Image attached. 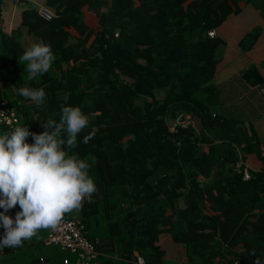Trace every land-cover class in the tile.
Listing matches in <instances>:
<instances>
[{
	"label": "trees",
	"instance_id": "16d2710c",
	"mask_svg": "<svg viewBox=\"0 0 264 264\" xmlns=\"http://www.w3.org/2000/svg\"><path fill=\"white\" fill-rule=\"evenodd\" d=\"M44 1L56 17L46 20L29 8L22 26L51 46L52 67L29 80L27 62L19 63L26 50L21 31H0V103L8 101L18 126L38 134L49 118L59 121L62 104L89 117L70 154L90 163L97 191L62 220L83 224L101 264H141L140 258L162 264L167 239L186 249L184 264H264V141L243 120L244 104L236 105L238 116L229 115L216 84L219 50L227 45L218 30L256 0ZM85 8L97 28L85 22ZM260 36L259 29L247 32L239 46L252 50ZM242 79L264 85L255 66ZM23 86L44 88L43 105L20 96ZM187 115L195 126L172 131ZM248 154L263 169H250L246 181L235 166ZM19 211L8 215L15 219ZM48 233L41 229L22 247L4 248L0 264L76 261L47 245Z\"/></svg>",
	"mask_w": 264,
	"mask_h": 264
},
{
	"label": "clouds",
	"instance_id": "9594fccd",
	"mask_svg": "<svg viewBox=\"0 0 264 264\" xmlns=\"http://www.w3.org/2000/svg\"><path fill=\"white\" fill-rule=\"evenodd\" d=\"M55 60L49 44L32 42L19 63H26L28 79L48 73ZM18 94L37 106L44 103V88L20 87ZM68 97L65 96V102ZM89 117L78 106L61 105L59 121L49 118L44 131L35 133L26 125L0 133V225L4 234L0 249L18 248L41 229H55L66 213L79 209L97 191L89 174L90 163L70 154ZM94 132L83 137L87 144ZM29 137L32 143H29ZM19 205L15 219L8 215Z\"/></svg>",
	"mask_w": 264,
	"mask_h": 264
},
{
	"label": "crops",
	"instance_id": "0c3cea01",
	"mask_svg": "<svg viewBox=\"0 0 264 264\" xmlns=\"http://www.w3.org/2000/svg\"><path fill=\"white\" fill-rule=\"evenodd\" d=\"M4 4H5L4 9L0 16V31L7 35H11L14 32L21 31V34H22L21 44L24 49H26L27 46L30 45V43L37 42L38 40L34 36L29 34L28 29L22 26L23 11L29 8H34V6L31 3L26 2L25 0H5ZM243 7L244 6H241V8ZM84 13H85L84 19L87 25L93 28H97L98 20H97V23L94 26H92L87 21V18L92 17V16L88 15V10L87 12L84 11ZM91 14L94 15L93 13ZM229 23L231 25L230 28H232L233 26L232 21H229ZM218 34L220 33L218 32ZM253 49L252 51H256ZM254 55L257 56L258 55L257 52H254ZM251 62L255 63L254 61H251ZM248 67H240L238 69V72L235 73V76H233L231 71L228 73L224 72L223 74H221L220 70L222 68H220V65H219V73H218L217 79H218L219 86L221 88L222 98L225 97L224 94L229 93L231 97L235 98V100H232V103L234 105H243V104L245 105L246 113H245V116L243 117V120L253 121L254 119L258 118V126H257L258 132L262 140L264 141V86L263 87L261 86L253 87V86H250L248 83H246L242 79V74L247 69H249ZM231 81H236V84L230 85L229 83ZM242 82L244 83V85L241 84ZM223 101L225 102L226 100L223 98ZM243 162H245L249 166V168L252 169L253 171H260L263 169V164L258 159L256 154L246 155L243 159ZM13 209H10L8 213H10ZM3 211L4 210L0 208V212H3ZM4 231L5 230L3 226L0 225V239H2ZM162 249L165 251L164 259L168 258L169 260H172L178 264H184L187 262L186 249L183 246L174 243L172 239H167L163 243ZM3 250L4 249H0V257L3 256Z\"/></svg>",
	"mask_w": 264,
	"mask_h": 264
},
{
	"label": "built area",
	"instance_id": "2783aa9c",
	"mask_svg": "<svg viewBox=\"0 0 264 264\" xmlns=\"http://www.w3.org/2000/svg\"><path fill=\"white\" fill-rule=\"evenodd\" d=\"M25 1L31 3L42 18L52 20L56 17L54 10L47 7L44 0ZM4 2L5 0H0V16L4 9ZM209 36L214 38L216 36L215 31L210 32ZM19 121L17 111L8 103V101L0 103V133L5 132V129H12L18 126ZM178 125L195 126V119L190 115L181 117L172 123L171 130L174 131ZM235 169L243 174L244 180H250V168L245 162H243V160H240L236 164ZM48 230L49 233L45 240L47 245L60 247L76 256V261L67 264H101L100 260H98L99 253L95 248V243L85 236L83 224L80 222L62 220L57 228H49ZM139 262L144 264L142 258L139 259ZM231 264L244 263L235 260Z\"/></svg>",
	"mask_w": 264,
	"mask_h": 264
},
{
	"label": "rangeland",
	"instance_id": "374dc122",
	"mask_svg": "<svg viewBox=\"0 0 264 264\" xmlns=\"http://www.w3.org/2000/svg\"><path fill=\"white\" fill-rule=\"evenodd\" d=\"M85 11L87 12L86 8ZM92 17L87 18L89 24L94 26L97 23V19L94 15L89 13ZM264 0H256L255 3H250L247 6L243 7L241 12L237 15H232L225 25L219 29L220 36L225 39L228 46H225L219 50V56L222 59L220 64V73L230 72L235 76V73L238 72L240 67H257L264 74ZM229 21H232V28ZM255 29H259L261 36L259 40L255 43L253 50H245L239 46V42L245 37L247 32H251ZM246 44L249 43V40H244ZM254 52H257V56L254 55ZM255 59V60H254ZM254 61L255 63L251 62ZM243 69V68H242ZM216 84L219 85L218 79ZM230 85H235L236 81H231ZM241 84L244 85L242 82ZM264 85H261L263 87ZM262 92V91H261ZM223 97L226 100L225 106L230 105L229 115L234 117L238 116L241 112L240 109L232 103V100H235L234 97H231L229 93L224 94ZM246 101V99H245ZM223 108V106H222ZM219 111L221 112V109ZM257 114V113H256ZM256 128L258 129V118L252 121ZM163 264H178L168 258H165Z\"/></svg>",
	"mask_w": 264,
	"mask_h": 264
},
{
	"label": "water",
	"instance_id": "95a60500",
	"mask_svg": "<svg viewBox=\"0 0 264 264\" xmlns=\"http://www.w3.org/2000/svg\"><path fill=\"white\" fill-rule=\"evenodd\" d=\"M29 34H31V33L29 32Z\"/></svg>",
	"mask_w": 264,
	"mask_h": 264
}]
</instances>
